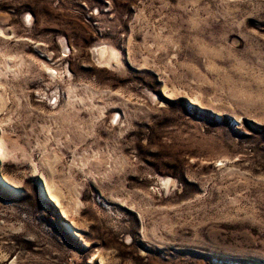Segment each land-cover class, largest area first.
Wrapping results in <instances>:
<instances>
[{
    "label": "rangeland",
    "instance_id": "374dc122",
    "mask_svg": "<svg viewBox=\"0 0 264 264\" xmlns=\"http://www.w3.org/2000/svg\"><path fill=\"white\" fill-rule=\"evenodd\" d=\"M0 29V264H264V0H0Z\"/></svg>",
    "mask_w": 264,
    "mask_h": 264
},
{
    "label": "bare ground",
    "instance_id": "6f19581e",
    "mask_svg": "<svg viewBox=\"0 0 264 264\" xmlns=\"http://www.w3.org/2000/svg\"><path fill=\"white\" fill-rule=\"evenodd\" d=\"M0 31L2 32V30L0 29ZM117 51V50H116ZM94 55L95 58L100 61V62H107L109 63L110 61L113 62L115 57H118L116 52L114 50H112L111 48L108 47H100V48H96L94 49ZM113 60V61H112ZM53 72V71H52ZM53 74V73H52ZM4 148V147H3ZM2 149V148H1ZM5 149V148H4ZM168 178V177H167ZM172 180L171 179H167V181L165 183H170ZM2 185L7 188V190L10 191H16L15 189H13L11 186H9L7 183L1 181ZM69 229L76 234L77 232L74 231L73 229H71V227H69ZM78 234V233H77Z\"/></svg>",
    "mask_w": 264,
    "mask_h": 264
}]
</instances>
